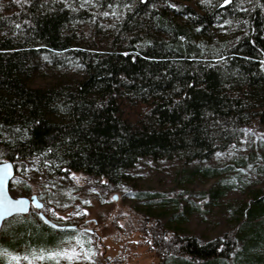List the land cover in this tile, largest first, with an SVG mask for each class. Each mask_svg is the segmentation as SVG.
<instances>
[{"label":"trees","instance_id":"trees-1","mask_svg":"<svg viewBox=\"0 0 264 264\" xmlns=\"http://www.w3.org/2000/svg\"><path fill=\"white\" fill-rule=\"evenodd\" d=\"M73 13L0 0V163L15 164L13 180L40 157L53 175L117 185L144 158L204 162L264 122V0H104L91 47L57 32ZM253 194L236 229L207 243L141 214L127 231L162 264H264V194ZM85 223L15 216L0 233V264L3 252L53 248Z\"/></svg>","mask_w":264,"mask_h":264},{"label":"rangeland","instance_id":"rangeland-1","mask_svg":"<svg viewBox=\"0 0 264 264\" xmlns=\"http://www.w3.org/2000/svg\"><path fill=\"white\" fill-rule=\"evenodd\" d=\"M34 1L55 12L72 10L73 18L62 22L57 32L91 47L96 13L104 0ZM262 137L264 122L257 121L248 126L235 147L204 162L184 165L144 158L117 185L82 172L56 176L40 157L26 159L24 172L12 182L11 195L37 196L44 204L42 213L51 223L68 227L86 222L81 228L88 231L63 238L58 246L47 250L3 252L2 264H106L118 251L125 256L126 264L164 263L166 259L149 253L141 234H128V227L135 229L132 222L137 214L149 220L156 218L167 230L194 236L201 243L223 238L236 229L239 210L251 203L253 192L262 190L264 194ZM217 169L224 170L221 176L206 173ZM217 189H225L226 195L216 197ZM116 235L119 238L115 241ZM100 237L104 238L106 255ZM72 249L80 253L79 259L52 255L71 253ZM41 254L45 259L37 258Z\"/></svg>","mask_w":264,"mask_h":264},{"label":"water","instance_id":"water-1","mask_svg":"<svg viewBox=\"0 0 264 264\" xmlns=\"http://www.w3.org/2000/svg\"><path fill=\"white\" fill-rule=\"evenodd\" d=\"M4 164H11L12 165V169H11V174L7 177L4 178V182H3V197H0V199H5V206L7 207V203L9 201H13V200H24L27 201V203H25L22 207L24 209H26V211L20 210V206H18L16 209H11L9 211H7L6 215L0 217V233L4 227V223L15 217V216H26L28 215L31 210L33 208L36 209V211L40 214L41 218L45 219L46 217L44 216V214L42 213L43 209H44V204L40 201V199L37 196H32L30 198L28 197H20V198H14L11 195L10 192V186L12 183V180L15 178L16 176V167L15 164L11 161H7V162H1L0 163V168H2L4 166ZM39 203L42 205L41 208H37L35 205Z\"/></svg>","mask_w":264,"mask_h":264},{"label":"snow or ice","instance_id":"snow-or-ice-1","mask_svg":"<svg viewBox=\"0 0 264 264\" xmlns=\"http://www.w3.org/2000/svg\"><path fill=\"white\" fill-rule=\"evenodd\" d=\"M16 3H20L21 0H15ZM142 3H147L148 0H141ZM204 2H207V0H204ZM233 2V0H224V5H228L231 4ZM111 7V5H110ZM104 15H108V13H104ZM113 15H115V13H113ZM16 27H20V25H16ZM264 138V137H262ZM11 169H12V165L11 164H4V166L2 168H0V197H3V182H4V178L9 176L11 174ZM27 203V201L24 200H13V201H9L7 203V207L5 206V199H0V217L6 215L7 211L11 210V209H16L18 206H20V210L26 211V209H24L22 206ZM37 208H41L42 205L37 203L35 205ZM77 243H80V241H77ZM90 243V241H89ZM81 248H83V244L80 243ZM53 256H60L63 255L66 259L68 260H73V259H79L80 258V253H77L75 249H72L71 253L64 251L62 253H54L52 254ZM38 259H45L44 255L41 254L39 257H37ZM88 259H90V256L87 257ZM13 260H19V257H12ZM23 259L27 260L28 257H24Z\"/></svg>","mask_w":264,"mask_h":264},{"label":"flooded vegetation","instance_id":"flooded-vegetation-1","mask_svg":"<svg viewBox=\"0 0 264 264\" xmlns=\"http://www.w3.org/2000/svg\"><path fill=\"white\" fill-rule=\"evenodd\" d=\"M65 227V226H64Z\"/></svg>","mask_w":264,"mask_h":264}]
</instances>
